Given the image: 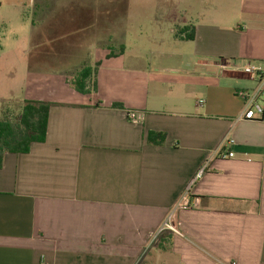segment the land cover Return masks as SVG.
Returning a JSON list of instances; mask_svg holds the SVG:
<instances>
[{
  "label": "crops",
  "instance_id": "1",
  "mask_svg": "<svg viewBox=\"0 0 264 264\" xmlns=\"http://www.w3.org/2000/svg\"><path fill=\"white\" fill-rule=\"evenodd\" d=\"M188 1L173 20L195 39L160 52L157 73L135 61L141 51L132 63L126 45L111 58L102 47L97 93L72 89L71 77L54 99L48 78V95L41 85L22 100L54 106L44 143L5 154L0 264H264V116L244 119L238 95L261 85L244 68L264 65V0ZM6 20L0 13V32ZM34 50L27 40L19 63ZM24 80H0V112ZM149 132L166 133L165 144H148ZM170 216L179 234L156 251L152 234Z\"/></svg>",
  "mask_w": 264,
  "mask_h": 264
},
{
  "label": "rangeland",
  "instance_id": "2",
  "mask_svg": "<svg viewBox=\"0 0 264 264\" xmlns=\"http://www.w3.org/2000/svg\"><path fill=\"white\" fill-rule=\"evenodd\" d=\"M187 3L188 0H0V13L7 19L0 32V53L5 54L0 57V80L4 84L10 75L23 77L27 85L24 91L20 87L15 102L2 106L0 121L17 124L26 100L22 105L21 102L35 94L33 87L42 85L41 93L48 95V78L55 80L50 88L59 91L52 98L69 91L64 88L66 79L75 76L78 68L94 67L93 62L104 54L102 47L110 54L124 44L129 52L128 62L141 59L143 65L154 66L157 73L155 58L160 52L179 53L178 45L185 47L183 51L190 47L180 39L181 28L175 27L173 20L180 4ZM171 28L177 32L171 33ZM159 36L178 42L175 47H158L153 40ZM27 40H31L35 50L26 65L19 63L18 57ZM135 51H141V58L134 55ZM25 67L28 71L24 75L21 68ZM169 231L154 242L156 251L163 250L161 245L167 241Z\"/></svg>",
  "mask_w": 264,
  "mask_h": 264
},
{
  "label": "trees",
  "instance_id": "3",
  "mask_svg": "<svg viewBox=\"0 0 264 264\" xmlns=\"http://www.w3.org/2000/svg\"><path fill=\"white\" fill-rule=\"evenodd\" d=\"M181 35H185V40L195 39V30L183 28ZM125 48L121 47L120 53H124ZM111 52L108 57H114ZM101 62L93 66L82 67L68 83L77 92L87 95L98 91L97 74ZM53 103L45 101L26 100L23 103L18 118V123L10 121H0V170L3 168L6 153L27 154L34 144L46 141L49 114ZM116 108H123V105L116 104ZM167 140L166 133L149 132L147 141L150 145L162 146Z\"/></svg>",
  "mask_w": 264,
  "mask_h": 264
},
{
  "label": "built area",
  "instance_id": "4",
  "mask_svg": "<svg viewBox=\"0 0 264 264\" xmlns=\"http://www.w3.org/2000/svg\"><path fill=\"white\" fill-rule=\"evenodd\" d=\"M244 74H246L250 79L252 80H258L261 82V85L254 89V90H248V91H240L238 92V95L241 96L244 99L246 111L244 114V119L253 120L257 117H263L264 116V65H259L256 63H249L244 68ZM127 118L128 120L137 123L140 119V115L136 112H127ZM230 143H233L231 141ZM225 159H231L235 157L234 152L224 153L221 155ZM205 170V167L200 171V175ZM172 216L169 217L168 221L165 223V225L156 233L152 234V240L153 243L156 242L159 238V235L167 230H171L175 233L179 232L172 227L171 223ZM41 264H47L46 262H42Z\"/></svg>",
  "mask_w": 264,
  "mask_h": 264
}]
</instances>
